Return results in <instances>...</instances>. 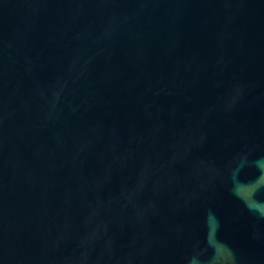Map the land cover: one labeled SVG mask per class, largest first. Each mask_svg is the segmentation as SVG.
Returning <instances> with one entry per match:
<instances>
[{"label":"water","instance_id":"obj_1","mask_svg":"<svg viewBox=\"0 0 264 264\" xmlns=\"http://www.w3.org/2000/svg\"><path fill=\"white\" fill-rule=\"evenodd\" d=\"M0 264H264V0H0Z\"/></svg>","mask_w":264,"mask_h":264}]
</instances>
